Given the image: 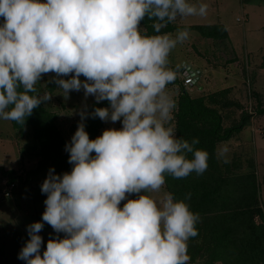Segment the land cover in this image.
<instances>
[{
  "label": "clouds",
  "instance_id": "clouds-1",
  "mask_svg": "<svg viewBox=\"0 0 264 264\" xmlns=\"http://www.w3.org/2000/svg\"><path fill=\"white\" fill-rule=\"evenodd\" d=\"M207 11L205 0H0V120L23 126L49 101L52 94L36 87L48 73L65 97L83 90L85 100L107 101L79 110L65 145L71 170L49 168L40 185L46 194L41 220L26 226L29 239L18 259L188 264L199 214L186 202L190 193L177 198L162 189L168 176L202 174L208 152L195 147L199 138L178 136L171 123L177 105L168 91L176 79L169 58L189 28L162 29ZM88 117L121 126L93 139ZM45 223L63 236L48 239L42 251Z\"/></svg>",
  "mask_w": 264,
  "mask_h": 264
},
{
  "label": "rangeland",
  "instance_id": "rangeland-1",
  "mask_svg": "<svg viewBox=\"0 0 264 264\" xmlns=\"http://www.w3.org/2000/svg\"><path fill=\"white\" fill-rule=\"evenodd\" d=\"M247 1L205 0L208 4L205 16L179 18L174 22L179 26L175 27L172 33L187 24L213 23L219 14L228 29L229 38L213 41L189 29V38L171 52L169 67L175 71L179 80L184 74L180 70L181 67L183 71L184 66L188 65L189 69L195 71L206 70L207 73L202 79L208 81V85L200 93L231 87L228 98L237 101L241 108L226 109L225 124L237 120L242 111L251 113L247 126L243 127L236 137L218 144V153L221 161L229 160L233 156L240 158L242 162L248 158L254 160L259 181L260 204L264 208V113H254L257 108L264 107V0ZM199 73L197 80H200ZM53 75L55 74H45L37 85L41 95L44 92L52 94L45 104L56 114L57 125L67 138L80 122L79 110L94 98L88 96L85 100L83 90L71 91L68 97H65L62 89L56 84L52 91L47 90L46 84ZM168 91L176 100L180 92L177 85L170 84ZM171 123L174 124L173 120ZM120 126L119 121H103L98 136L108 127ZM32 142L29 127L14 128L11 121L0 120V166L4 169H14L21 175V179L15 180L12 193L5 196L2 193L3 185L9 181L0 174V264H25L23 260L18 259V253L29 239L26 226L41 220L45 208L43 201L46 194L41 192L40 185L48 170L41 171L28 181L24 180L26 172L36 166L38 159V156L28 150ZM162 191H166L165 187ZM135 195L130 198H135ZM123 203L124 201L121 206ZM40 234L44 240L43 251L48 239L61 233H55L52 227L45 223Z\"/></svg>",
  "mask_w": 264,
  "mask_h": 264
},
{
  "label": "trees",
  "instance_id": "trees-1",
  "mask_svg": "<svg viewBox=\"0 0 264 264\" xmlns=\"http://www.w3.org/2000/svg\"><path fill=\"white\" fill-rule=\"evenodd\" d=\"M177 26L172 23L162 31L171 32ZM185 26L213 41L228 38V30L222 23ZM144 27L149 33L153 32L151 21L146 20ZM171 84H176L180 91L173 116L177 135L189 141L199 138L195 147L208 152L207 168L202 174L192 173L181 179L168 176L164 186L177 198L190 193L186 202L199 214L198 235L188 241V264H264V208L260 204L255 162L251 158L242 162L234 156L221 161L218 153V144L236 137L247 126L251 113L242 111L237 120L225 124L224 111L241 108L237 101L228 98L231 87L193 96L179 79ZM54 86V82L46 84L49 91ZM36 87L40 91L39 86ZM87 105L91 112L94 105L107 106V101L96 104L92 100ZM254 113H264V107L257 108ZM84 123L93 139L103 126L98 117H88ZM11 124L14 128H30L33 142L28 150L38 156L36 166L26 172L25 181L50 167L58 174L71 170L65 145L77 126L66 138L57 125L56 114L45 103L33 110L23 126L15 121ZM0 174L9 182L21 179L14 169L0 166Z\"/></svg>",
  "mask_w": 264,
  "mask_h": 264
},
{
  "label": "crops",
  "instance_id": "crops-1",
  "mask_svg": "<svg viewBox=\"0 0 264 264\" xmlns=\"http://www.w3.org/2000/svg\"><path fill=\"white\" fill-rule=\"evenodd\" d=\"M242 7L244 8V5H243V3H242ZM213 23H222V24H224L225 25V23H224V21H223V19L221 18V16L218 14V15H216V18H215V21L213 22ZM177 24V23H176ZM210 24V23H209ZM226 26V25H225ZM227 28V27H226ZM228 30V29H227ZM228 38H229V32H228ZM184 63H186V62H184ZM183 63V64H184ZM185 65H188L187 63L185 64ZM188 67H189V65H188ZM183 67H181V72H183L184 73V71H183V69H182ZM190 69H192V68H190ZM195 70V69H194ZM196 71L199 73V79L200 80H197V78L191 83V84H187V85H185V87H186V89L188 90V92L190 93V94H192L193 96H197V95H200V94H202V93H200V91H202V90H204L205 88H206V86L208 85V81H205V80H203L202 78L205 76V73H207L206 72V70H200V69H196ZM216 72V71H215ZM224 76H225V74H223ZM180 81H182V78H180ZM198 81V82H197ZM176 85V84H175ZM190 85V87H188ZM212 91V90H211Z\"/></svg>",
  "mask_w": 264,
  "mask_h": 264
},
{
  "label": "built area",
  "instance_id": "built-area-1",
  "mask_svg": "<svg viewBox=\"0 0 264 264\" xmlns=\"http://www.w3.org/2000/svg\"><path fill=\"white\" fill-rule=\"evenodd\" d=\"M238 19H240V18H238ZM184 67H185V70H184V74L182 77L183 78L182 82L184 85L191 84L196 79L198 72L195 70L189 69L188 66H184ZM14 187H15L14 181L6 182L3 185L2 193L5 196H9L12 193V191L14 190Z\"/></svg>",
  "mask_w": 264,
  "mask_h": 264
}]
</instances>
